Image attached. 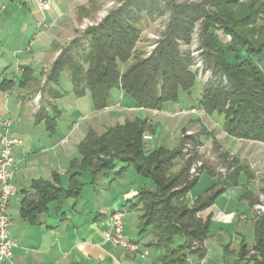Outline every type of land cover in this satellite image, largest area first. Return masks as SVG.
Wrapping results in <instances>:
<instances>
[{"label": "trees", "instance_id": "16d2710c", "mask_svg": "<svg viewBox=\"0 0 264 264\" xmlns=\"http://www.w3.org/2000/svg\"><path fill=\"white\" fill-rule=\"evenodd\" d=\"M121 2L104 20L87 28L62 50L45 84L56 83L60 73L68 71L73 94L81 98L89 92L96 111L107 107L110 91L115 89L130 97L136 109L161 111L170 103L178 104L180 93L191 97L196 73L190 68L195 66V58L181 47L192 43L198 29L197 50L212 75L203 85L199 108L208 115L222 116V130L227 136L264 144V0ZM166 15L168 22L153 43L154 49L148 56L138 53L142 21L153 22ZM218 32L228 38L226 43L219 39ZM75 49L79 52L74 53ZM128 62L129 67L121 72L120 65ZM147 131L153 133L147 120L136 118L102 134L89 131L78 147L80 162L73 161L68 170V187L63 189L42 180L33 182L38 198L23 201L21 217L30 224L37 223L48 202L79 196L83 174L88 173L94 180L113 172L115 164L121 163L124 167L115 173L117 176L133 168L140 179L150 183L138 191L132 206L136 209V203L139 205V233L152 235L154 242L149 247L162 253L161 264H189L194 254L203 258L209 222L200 220L198 214L212 205L218 193L205 191L188 208L186 195L198 178L190 177V163L173 171L181 156L183 138L173 151L160 146L151 148L142 139ZM240 171L247 174V180L253 178L247 168L238 166L227 178L217 180V185H226L227 181L236 185ZM53 178L58 180L57 176ZM257 202L258 199L252 201L251 206ZM253 229L254 242L241 240L234 264H264V212L255 215ZM178 236L182 243L176 245ZM250 253L253 256L245 260Z\"/></svg>", "mask_w": 264, "mask_h": 264}, {"label": "crops", "instance_id": "0c3cea01", "mask_svg": "<svg viewBox=\"0 0 264 264\" xmlns=\"http://www.w3.org/2000/svg\"><path fill=\"white\" fill-rule=\"evenodd\" d=\"M50 1V10L42 12L34 0H0V116L13 121L11 133L23 142L13 150L14 195L8 209L12 221L10 234L16 248L13 257L1 264H161L162 253L149 247L150 233L142 234L141 240L134 242L139 244L140 253L149 255L147 257L115 248L102 236L104 222L115 212L108 210L112 188L122 192V209L139 217L132 205L138 191L150 183L140 179L133 168H128L122 176H117L114 169L94 180L85 173L80 180L82 190L78 197L48 202L35 224L21 217L23 201L38 198L32 189L33 182L42 180L63 189L68 187V170L73 161L80 162L78 147L89 131L102 134L110 127L124 124L125 120L135 119L128 113L136 109L133 101L120 90L110 91L107 107L96 111L89 92L81 98L73 94L68 71L60 73L56 83L45 84L62 50L76 40L81 13L88 3V0ZM39 22L44 27L37 28ZM78 49L74 53L79 52ZM36 93H40L38 106L32 99ZM170 109L172 107L166 105L163 110ZM217 135L207 139L211 144L215 140L227 153L247 150L254 164L264 158L262 143L235 139L223 130ZM244 171H240L239 178L247 182L245 199L251 206L257 199V190ZM54 176L58 180H54ZM111 176L115 178L111 180ZM196 197L187 202L193 204ZM209 216L216 221L222 218L213 205L198 214L203 222ZM123 233L125 235L124 227ZM203 248V258L194 254L192 257L196 260L188 259L189 264H210L207 250ZM153 250L156 253L151 259Z\"/></svg>", "mask_w": 264, "mask_h": 264}, {"label": "rangeland", "instance_id": "374dc122", "mask_svg": "<svg viewBox=\"0 0 264 264\" xmlns=\"http://www.w3.org/2000/svg\"><path fill=\"white\" fill-rule=\"evenodd\" d=\"M175 4L185 3H200L202 0H172ZM247 3L248 0H242ZM121 0H88L85 9L81 13V19L79 21V29L76 31L75 38H79L83 32L92 26H96L107 15L116 10ZM168 15L162 18H156L155 21H142L140 27V38L136 45V51L148 56L154 49L153 43L160 38L161 33L165 29V25L168 22ZM219 39L226 43V38L222 33H217ZM193 41L189 46H182V51H189L195 58V66H192L190 70L196 73V85L192 90L191 97L180 93L178 104H168L172 107L169 111H144L140 109H132L130 113L133 118L147 120V125L152 126L153 133L147 131L151 135V141L147 142V145L152 147H163L166 150L173 151L178 148L180 140L183 138L182 146L180 147V159L176 161L174 172L181 170L184 164L190 163V168L194 164H201V175L196 186L189 191L186 200L192 201L196 196H200L205 191L212 190V193H218L215 197L212 205L219 211L222 218L216 221L213 216H209L206 220L209 222L208 231L209 237L203 244L207 250V256L210 264H234L237 259V252L239 250V244L241 240H244L247 244L254 242V229L253 223L255 215L252 207L245 199V185L246 180L238 179L237 184L233 185L230 181H227L226 185H217V180H223L227 178L236 168L247 167L252 172L253 183L256 189L257 199L260 196H264V158L257 160L254 164L249 159V151H235L227 153L224 149L217 146L218 144L207 138L214 139L221 134L223 117L218 114L208 115L199 108L198 101L201 97L203 85L212 79L211 71L205 68V64L200 59L199 37L198 29L195 30L192 36ZM84 44V43H83ZM84 51L81 50V53ZM130 65V62L120 66L121 69L126 70ZM193 110V112H191ZM127 113V114H128ZM126 121V120H125ZM192 140H186L187 138ZM197 143L193 146V142ZM206 141V142H205ZM188 146L187 149L184 147ZM264 149L263 146H260ZM237 150V149H236ZM243 155H245L244 158ZM237 158V159H236ZM234 160L237 163H234ZM250 164L253 167H250ZM123 164L116 163L115 170H119ZM204 170H208L212 173L211 176ZM115 176H111L113 180ZM103 180V178H100ZM109 179V180H110ZM216 181V183H215ZM230 188V189H229ZM122 192L115 190L110 191V197L112 203L108 206L115 212H122L123 227L125 231V237L129 241H140L142 234L139 233V220L134 212H127L122 209L124 204V198ZM197 198V197H196ZM118 199V201H117ZM192 202H187L188 208L192 206ZM139 205L136 203V210ZM138 228H135V227ZM144 234V233H143ZM145 236V235H144ZM152 236V235H151ZM145 239V237L143 238ZM152 242L154 238L152 237ZM176 245L182 243L181 237L175 238ZM175 245V246H176ZM140 247V246H139ZM196 246H194L195 248ZM156 252L153 250L150 253V258H153V254ZM149 255H146V257ZM191 255L189 259L191 261L196 260ZM253 256L252 253L248 254L245 258Z\"/></svg>", "mask_w": 264, "mask_h": 264}, {"label": "built area", "instance_id": "2783aa9c", "mask_svg": "<svg viewBox=\"0 0 264 264\" xmlns=\"http://www.w3.org/2000/svg\"><path fill=\"white\" fill-rule=\"evenodd\" d=\"M37 8L42 12H47L51 8L50 0H34ZM44 27L42 22L37 24V28ZM36 106L40 101V93H36L32 98ZM193 112V110L191 111ZM13 121L10 118L0 116V264L9 261L13 257L16 244L11 237L10 228L12 221L8 215L10 198L14 195L12 178L16 170V161L13 157V150L22 146V140L16 138L11 133ZM144 142L151 141L152 137L147 132L142 136ZM185 149L188 146L184 147ZM201 164H194L190 168L191 178L199 177ZM254 214L259 215L264 212V196L258 198V202L252 206ZM102 236L106 242L113 247L120 248L128 254L140 253L139 244L126 239L123 233L122 212H113L104 222ZM143 253L142 256H146Z\"/></svg>", "mask_w": 264, "mask_h": 264}]
</instances>
